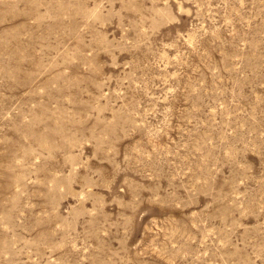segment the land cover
Segmentation results:
<instances>
[{
  "label": "rangeland",
  "instance_id": "rangeland-1",
  "mask_svg": "<svg viewBox=\"0 0 264 264\" xmlns=\"http://www.w3.org/2000/svg\"><path fill=\"white\" fill-rule=\"evenodd\" d=\"M0 264H264V0H0Z\"/></svg>",
  "mask_w": 264,
  "mask_h": 264
}]
</instances>
